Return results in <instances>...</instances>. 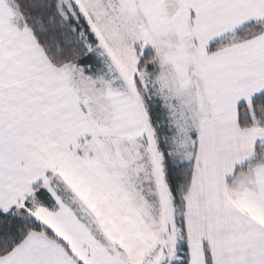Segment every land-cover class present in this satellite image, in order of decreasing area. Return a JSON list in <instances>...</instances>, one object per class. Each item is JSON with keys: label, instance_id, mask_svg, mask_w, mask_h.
I'll return each mask as SVG.
<instances>
[{"label": "snow or ice", "instance_id": "1", "mask_svg": "<svg viewBox=\"0 0 264 264\" xmlns=\"http://www.w3.org/2000/svg\"><path fill=\"white\" fill-rule=\"evenodd\" d=\"M0 264H264V0H0Z\"/></svg>", "mask_w": 264, "mask_h": 264}]
</instances>
